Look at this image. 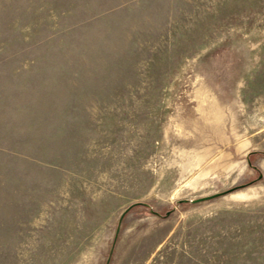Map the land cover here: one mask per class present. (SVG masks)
<instances>
[{"label":"rangeland","instance_id":"374dc122","mask_svg":"<svg viewBox=\"0 0 264 264\" xmlns=\"http://www.w3.org/2000/svg\"><path fill=\"white\" fill-rule=\"evenodd\" d=\"M0 264H264V0H0Z\"/></svg>","mask_w":264,"mask_h":264},{"label":"water","instance_id":"95a60500","mask_svg":"<svg viewBox=\"0 0 264 264\" xmlns=\"http://www.w3.org/2000/svg\"><path fill=\"white\" fill-rule=\"evenodd\" d=\"M230 192H232V191H230ZM134 206H136V204H133V205L129 206L128 208H126V209L124 210V212L122 213L121 217H120V220H119V226H118V228H117V230H116L115 240H114L113 247H112V249H111V253L113 252L114 245H115L116 240H117V238H118V234H119V231H120V224H121L123 218L125 217V215H126V214H127V213H128V212H129Z\"/></svg>","mask_w":264,"mask_h":264}]
</instances>
